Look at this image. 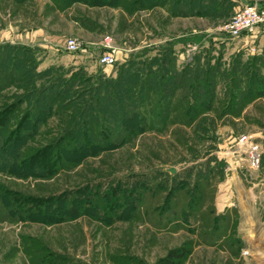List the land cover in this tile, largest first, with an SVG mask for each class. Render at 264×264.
<instances>
[{
    "label": "rangeland",
    "instance_id": "obj_1",
    "mask_svg": "<svg viewBox=\"0 0 264 264\" xmlns=\"http://www.w3.org/2000/svg\"><path fill=\"white\" fill-rule=\"evenodd\" d=\"M254 3L0 0V264H264V25L219 31Z\"/></svg>",
    "mask_w": 264,
    "mask_h": 264
},
{
    "label": "built area",
    "instance_id": "obj_2",
    "mask_svg": "<svg viewBox=\"0 0 264 264\" xmlns=\"http://www.w3.org/2000/svg\"><path fill=\"white\" fill-rule=\"evenodd\" d=\"M262 25H264V8L254 3L236 11L230 20L222 24L219 31L236 39L253 33ZM64 46L68 53H76L81 50V45L74 39L66 40ZM101 48L103 53L98 57L97 63L100 66L112 67L118 59V49L112 44L110 37L103 38ZM236 150L239 154L244 155L250 171L257 172L259 170L262 150L258 143L242 136L237 140Z\"/></svg>",
    "mask_w": 264,
    "mask_h": 264
},
{
    "label": "trees",
    "instance_id": "obj_3",
    "mask_svg": "<svg viewBox=\"0 0 264 264\" xmlns=\"http://www.w3.org/2000/svg\"><path fill=\"white\" fill-rule=\"evenodd\" d=\"M193 84V83H192ZM189 85L188 87H189V92H190V95L192 96V98H193V100H195V101H193L192 100V107L191 108H195L196 106H195V102L197 101V99H199V97H200V95H199V86L198 87H196L195 85ZM208 88V87H207ZM208 90V89H207ZM201 101V100H200ZM200 105H201V102H200ZM8 111H10L9 109H7L5 112H2V113H0V120H1V122H6L7 121V118H6V112H8ZM28 116V115H27ZM24 121L25 122H28V119H27V117H26V119L24 118ZM7 123H9L8 121H7ZM38 214H40V213H38ZM43 215V214H42ZM44 216V215H43ZM173 257H177V255H176V253L174 252V251H172V252H170L169 253V256L167 257V258H164V259H162V260H160L159 262L161 263V264H173L171 261H170V259L171 258H173Z\"/></svg>",
    "mask_w": 264,
    "mask_h": 264
}]
</instances>
